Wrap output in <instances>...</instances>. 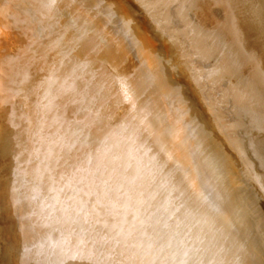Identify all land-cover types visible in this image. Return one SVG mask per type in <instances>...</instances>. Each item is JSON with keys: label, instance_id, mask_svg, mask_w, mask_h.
<instances>
[{"label": "bare ground", "instance_id": "obj_1", "mask_svg": "<svg viewBox=\"0 0 264 264\" xmlns=\"http://www.w3.org/2000/svg\"><path fill=\"white\" fill-rule=\"evenodd\" d=\"M171 55L264 200V0H0V264H242L251 202L165 115Z\"/></svg>", "mask_w": 264, "mask_h": 264}, {"label": "rangeland", "instance_id": "obj_2", "mask_svg": "<svg viewBox=\"0 0 264 264\" xmlns=\"http://www.w3.org/2000/svg\"><path fill=\"white\" fill-rule=\"evenodd\" d=\"M177 25H176L175 28L176 29L179 28L178 30H180L182 28V25L179 24V23H177ZM154 36H156L155 33H154ZM167 62H168L167 63V68H168L167 70L168 71L167 70L165 71V75L164 76H165V80L167 81V84L170 87V89H169L170 91L168 90V94H169L170 98H167L166 101H165L166 108H167V109H165L166 112H164L165 115L167 116L169 114V112H171V110L174 107V103L179 105L183 109L181 112H179V115L181 117L187 119L188 123L190 122L189 125L192 127V129H195V132H197V133H199L201 135L203 134L202 136L205 138V141L208 143V145L211 146L212 144H217L218 146H220V150L222 151V153L225 156L224 160H226V159L228 160V161H225V162L231 164L230 158L228 157V155L226 153V149L224 147L223 141H221L220 138L216 139L218 137L213 133L212 127L209 124V118H207L205 116V112H204L203 108L201 107V102L196 98V95H195V93L193 91V88L189 84L190 76L187 77V74L182 72V69L178 65L177 61L175 60L174 55H171L170 58L167 60ZM171 65H172V67H171ZM175 92H176L177 95L175 94ZM172 101H174V102H172ZM188 104H190V105H188ZM225 110H227L229 112L231 109L227 108ZM229 115H230V113H229ZM168 118H169V120L166 119V121L168 120V123H171L172 120H173V117L171 116V117H168ZM192 124L196 125L197 128L195 126L193 127ZM256 166H257V163L255 162L254 163V167L256 168ZM231 167L233 169L232 164H231ZM234 169H233V171H234L233 174L235 176L234 178L239 181V183L237 184V188L238 187L240 188V189L238 188L239 190L236 189V192L237 191L242 192L243 194L239 193V192L238 193L240 195L242 194L241 196H244V198H246V197L249 198L248 199L249 200L248 204L250 202L251 203L249 205H247L248 206L247 209H248V212H249V213H247V215L250 214V216L248 215L246 217L247 218V220H246L247 222L244 225L245 228L244 227H242V229L241 228H231L230 230L227 231L229 236H225L224 238H225L226 241L227 240L228 241L229 240L230 241L233 240L232 243H234V245L239 247L241 252L243 251L242 253H240V254H243L242 256L240 255V261H241L242 264H247V263L248 264L249 263L250 264H264V241H263L264 240V238H263V236H264V223H262V222H264V208H262L263 205H264V200L252 188V186L250 187V184L246 181V179L244 177L242 178L243 170L241 168H237V167H235ZM239 171H240V173H239ZM235 172H238V173H235ZM243 188H246V189L244 190ZM252 189H253V191H252ZM246 190H247V193L245 194ZM249 192H252L253 194H251ZM250 194L254 195L253 198H252V196ZM247 195H249V196H247ZM256 197H259V198L257 199ZM254 202L257 203V204L255 205ZM261 203L263 205H261ZM256 206L259 207V208H257ZM255 208H256L257 211L254 210ZM249 209H252V210H249ZM252 211H254V212H252ZM261 211H263V213ZM257 213H259V214H257ZM260 215H263V216H260ZM260 217H262L263 219H261ZM248 218L250 219V221L248 220ZM247 226H249V229H248ZM238 229H239V232H241V233H238V231H237ZM236 231H237V233H236ZM243 231H244V235H242ZM247 238H248V240H247ZM259 239L262 241L261 242L262 244L260 243ZM254 242H256V243H254ZM248 243H250V244H248Z\"/></svg>", "mask_w": 264, "mask_h": 264}]
</instances>
